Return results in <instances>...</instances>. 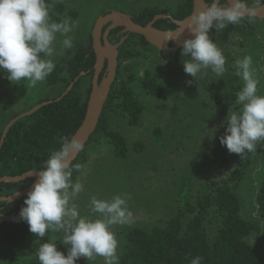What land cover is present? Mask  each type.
I'll use <instances>...</instances> for the list:
<instances>
[{
	"label": "rangeland",
	"instance_id": "rangeland-1",
	"mask_svg": "<svg viewBox=\"0 0 264 264\" xmlns=\"http://www.w3.org/2000/svg\"><path fill=\"white\" fill-rule=\"evenodd\" d=\"M66 10L59 14L76 24L73 46L62 49L63 37L57 34L56 47L61 54L53 60L55 66L68 58L80 45L92 41L91 33L98 16L107 11H122L135 15L147 8L174 12L182 0H64ZM239 29V30H238ZM264 23L256 20L241 21L222 31L214 28L213 40L222 49L226 59L225 73L218 77L210 68L202 69L194 79L188 74L164 64L159 52L140 39L129 37L123 42L116 84L118 89L130 90L143 107L136 124L121 108V93H114L107 104L108 127L119 132L128 143L126 159L115 156L113 148L103 134L87 146V160L79 178L84 190L72 201L81 215H93L89 208L92 196L111 199L116 194L126 196L132 212L130 223L111 226L118 240L119 264L124 251V233L133 227L163 225L178 210L181 196L192 201L205 192L215 181L226 179L228 173L217 167L201 166L203 157L220 143L227 127L226 117L230 108L238 111L236 93L243 87L241 77L235 75L236 61L251 57L252 72L258 83V94H264V49L258 50L263 38ZM182 59H187L182 57ZM148 77L162 87L155 95L145 86ZM192 80L191 84L187 82ZM47 78L32 86L30 82L13 83L0 74V128L42 97H53L57 92L46 86ZM7 94V95H6ZM141 144L138 146L137 144ZM256 145L255 162L241 187L243 215L261 214L254 200L253 183L264 179V156ZM235 160L239 155L233 154ZM236 162V161H235ZM211 218H215L212 216ZM264 223V218H261ZM216 227V223L207 222ZM211 234H214L212 231ZM53 240L60 242L65 255L68 248L62 243L63 232L48 231L38 238L29 233L21 246H0V264H40L36 250L40 244ZM255 236L251 242L256 243ZM264 241V239H263ZM264 254V242L260 245ZM261 251V250H260ZM76 264H105L103 257L96 256L90 262L78 258Z\"/></svg>",
	"mask_w": 264,
	"mask_h": 264
},
{
	"label": "trees",
	"instance_id": "trees-1",
	"mask_svg": "<svg viewBox=\"0 0 264 264\" xmlns=\"http://www.w3.org/2000/svg\"><path fill=\"white\" fill-rule=\"evenodd\" d=\"M246 2L248 5H259L264 3V0H246ZM46 3L49 6L50 22L62 20L59 14L66 10V1L46 0ZM192 8L193 0H182L171 13L157 8H147L133 16L137 22L146 25L155 15L161 13L183 19L191 13ZM252 20L264 23V20L253 18ZM242 21L249 19L245 18ZM155 25L161 29H175L177 26L169 18L160 19ZM230 26L228 25L227 28ZM121 30L122 28L118 27L112 31V41L121 40L124 36ZM262 33L264 30L261 31ZM90 36L92 38V35ZM210 36L213 39L214 28L210 30ZM132 37L139 38L143 45H149L158 51L143 36L130 34L128 41ZM262 41L263 38L258 41L259 51L264 49ZM121 50L123 51V46L120 47V54ZM159 55L165 65L176 68L181 74H186L181 49L176 52L166 49L159 52ZM120 58L121 55L119 61ZM95 61L96 55L90 41L89 44L80 45L72 55L55 66L47 77L46 86L57 92L56 95L53 97L40 95L37 102L26 110L45 100L61 96L82 71L88 73L82 76L62 99L53 101L13 125L0 150V176L18 175L28 170L39 169L49 154L59 149L61 137L74 135L85 117ZM0 74L8 82L6 70L0 71ZM144 84L153 94H161V85L151 77H148ZM116 92L121 93V108L129 114L130 122L133 124L138 122L143 107L130 90L118 89L115 80L98 129L89 144L95 139V135L103 134L109 140L115 156L126 159L129 154L128 143L119 132L108 127L106 116L107 104ZM16 115L14 114L13 117ZM4 127L0 128V138ZM137 145L141 146L139 143ZM256 145L260 146L264 153V140L258 141ZM233 154L229 153L221 143L216 144L203 157L200 165L224 170L228 173L226 179L213 182L205 192L197 195L194 201L187 199L183 194L178 210L165 224L128 229L124 233L125 247L120 258L121 263L191 264L193 258L200 257V264H264V254L260 247L264 242V223L261 221V218H264V179L254 181L252 186L254 200L261 216L243 215L241 187L255 162V156L251 152L246 153L244 158L241 159L239 156L238 160H235ZM86 160L87 147L73 165L79 163L84 167ZM83 167L79 171L73 170L72 180L82 172ZM32 181L33 179L21 183H1L0 196L10 195ZM25 197L14 202L0 201V213L16 215L24 206ZM212 216L215 218H211ZM207 222L216 223V227L208 225ZM211 231L214 234H211ZM29 233L28 224L21 219L18 222H2L0 246L10 249L21 246ZM252 236L256 237V243L251 242ZM55 243L58 249L63 251L62 244L59 241Z\"/></svg>",
	"mask_w": 264,
	"mask_h": 264
},
{
	"label": "clouds",
	"instance_id": "clouds-1",
	"mask_svg": "<svg viewBox=\"0 0 264 264\" xmlns=\"http://www.w3.org/2000/svg\"><path fill=\"white\" fill-rule=\"evenodd\" d=\"M200 8L194 11L187 23L181 25L171 41L179 40L184 33L181 56L184 72L196 78L202 69L210 68L223 77L226 59L222 49L210 36V30H224L228 25L251 20L256 15L249 10L246 0H200ZM76 24L70 18L50 22L46 0H0V71L6 70L13 83L27 81L34 87L44 81L54 70L53 58L61 54L56 47L57 34L63 37L62 49L73 46ZM251 57L236 61L235 75L243 80V87L236 93L238 111L229 110L227 127L220 143L229 153L244 158L255 152L258 141L264 140V94H258L259 81L252 72ZM189 80L187 83L191 84ZM60 147L53 150L36 171V179L28 191L19 217L29 226V231L43 238L50 230L63 232L62 243L68 253L58 249L53 240L39 245L36 250L40 264H76L84 257L89 262L96 256L105 264H119L118 240L111 226L130 223L132 212L126 196L116 194L111 199L92 196L89 208L93 215H81L72 201L84 190L79 178L72 180L73 170L83 166L73 165L72 160L84 148L77 135L60 138ZM200 264V257L191 260Z\"/></svg>",
	"mask_w": 264,
	"mask_h": 264
},
{
	"label": "water",
	"instance_id": "water-1",
	"mask_svg": "<svg viewBox=\"0 0 264 264\" xmlns=\"http://www.w3.org/2000/svg\"><path fill=\"white\" fill-rule=\"evenodd\" d=\"M221 4L224 0H220ZM200 0H193V8L191 13L183 19H176L173 15L167 13H161L155 15L146 25L137 22L134 16L122 11L114 10L107 11L96 19L92 29V47L96 55V61L94 64V71L92 74V85L91 92L89 94L87 109L85 117L78 127L74 135H77L84 142V148L78 154L75 155L72 160L75 162L84 149L89 144L92 136L95 134L100 124L101 116L104 111L106 102L110 96L113 84L117 78L120 47L123 42L129 37L130 34H137L143 36L147 42L156 47L159 52L166 49H171L173 52L181 49L180 45L183 39L187 37L188 33L175 41H171L170 37L176 35L181 25L187 23L188 18L194 11H198L200 8ZM249 10H254L256 15L253 19L264 20V3L259 5H249ZM170 19L177 26L175 29H161L155 24L160 19ZM122 27L121 33L124 36L119 42L111 40V33L114 29ZM88 72L82 71L71 84L68 86L66 91L55 99L45 100L39 104H36L32 108L18 113L16 116L11 118L5 125L1 138H0V150L11 130L13 125L20 119L34 114L42 107L62 99L75 85L82 76H85ZM38 169L28 170L18 175H4L0 176L1 183H21L26 180L33 179V181L10 195L0 196V201L14 202L20 200L26 196L28 191L32 188L34 180L36 179V171ZM20 211L16 215L0 214V223L2 222H18Z\"/></svg>",
	"mask_w": 264,
	"mask_h": 264
},
{
	"label": "flooded vegetation",
	"instance_id": "flooded-vegetation-1",
	"mask_svg": "<svg viewBox=\"0 0 264 264\" xmlns=\"http://www.w3.org/2000/svg\"><path fill=\"white\" fill-rule=\"evenodd\" d=\"M122 28V27H121ZM1 214V213H0Z\"/></svg>",
	"mask_w": 264,
	"mask_h": 264
}]
</instances>
